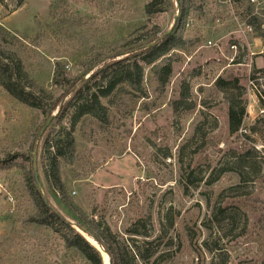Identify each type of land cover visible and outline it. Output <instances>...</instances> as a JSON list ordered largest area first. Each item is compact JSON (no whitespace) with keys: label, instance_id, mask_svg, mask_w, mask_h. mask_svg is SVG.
Wrapping results in <instances>:
<instances>
[{"label":"rangeland","instance_id":"rangeland-1","mask_svg":"<svg viewBox=\"0 0 264 264\" xmlns=\"http://www.w3.org/2000/svg\"><path fill=\"white\" fill-rule=\"evenodd\" d=\"M148 1L23 0L21 6L20 0H0V45L16 54L41 86L51 83L57 61L67 64L74 79L92 47L114 45L143 25L150 33L160 27L159 39L171 28L177 1L171 0L168 13L153 17L144 11ZM191 1L198 7L200 0ZM198 38V32H185L167 86L149 76L146 98L120 95L106 123L87 119L78 125L75 160L62 165V180L87 217L106 223L142 255L153 250L150 261L137 264H264L261 106L246 96V68L223 69L215 53L200 49ZM233 78L245 88L247 106L236 134L230 131L226 93L216 86ZM183 83L193 88V108L174 109ZM31 122L29 111L0 88V264H86L31 221L36 209L24 178L36 139ZM51 132L50 126L39 144L41 182L51 207L76 224L43 176L41 156ZM203 136L219 145L195 153ZM245 148L260 154L262 171L250 181L234 168L235 153ZM218 207L226 212L215 218ZM135 230L150 238L132 235Z\"/></svg>","mask_w":264,"mask_h":264},{"label":"trees","instance_id":"trees-1","mask_svg":"<svg viewBox=\"0 0 264 264\" xmlns=\"http://www.w3.org/2000/svg\"><path fill=\"white\" fill-rule=\"evenodd\" d=\"M20 5H23V0H20ZM170 7L171 0H149L144 6V11L147 16L153 17L168 13ZM193 7V1L180 0L179 18L172 34L149 49L134 52L121 60L102 65L105 60L112 59L116 55L158 41L159 36L162 35L160 27L153 29L150 33L149 27L143 25L118 39L114 45L92 47L89 54L79 62L83 72L77 78L70 77L66 63L57 61L54 65L52 81L47 86H41L30 79L22 60L0 45V88L29 111L33 138H36L41 130L42 123L61 107L55 121L51 124L52 132L45 141L41 156L43 176L58 194L61 202L76 216L75 223L87 228L102 245L111 264H137L139 260L147 262L153 258L154 252L147 250V253L142 255L140 251H137L139 249L136 245H130L121 239L106 223L87 217L63 183L62 165H71L75 160L77 145L75 134L82 121L92 119L99 123H106L109 108L120 95H127L134 99L146 98L149 76H154L162 87L170 83L174 70L173 54L185 44L186 23ZM94 70L90 78L83 81ZM216 86L226 93L230 131L236 134L241 130L247 116V106L243 100L245 88L240 86V80L237 78L220 79L216 82ZM192 92V86L183 83L179 99L172 103V107L174 109L193 108L190 101ZM66 97L71 98L62 104ZM66 120L69 121V126L66 125ZM218 145V142L203 136L202 144L195 153L216 148ZM259 155L258 151L248 148L243 149L241 153H235V170L249 181L252 177L256 178L262 171ZM30 161L31 168L24 178L36 209L31 221L52 232L65 248L80 255L86 264H104L102 253L58 212L47 206L34 178L33 160L30 159ZM187 180L194 184L191 181V175ZM225 212V209L218 207L214 217L218 218ZM166 220L170 227L174 226L172 216L168 215ZM140 234V231L135 230L132 235L150 238L148 234ZM146 244L151 246V242L146 241Z\"/></svg>","mask_w":264,"mask_h":264},{"label":"built area","instance_id":"built-area-1","mask_svg":"<svg viewBox=\"0 0 264 264\" xmlns=\"http://www.w3.org/2000/svg\"><path fill=\"white\" fill-rule=\"evenodd\" d=\"M193 8L185 32H198L200 49L215 53L223 69L246 68V96L264 122V0H200Z\"/></svg>","mask_w":264,"mask_h":264},{"label":"water","instance_id":"water-1","mask_svg":"<svg viewBox=\"0 0 264 264\" xmlns=\"http://www.w3.org/2000/svg\"><path fill=\"white\" fill-rule=\"evenodd\" d=\"M177 1V6L178 8L180 7V0H176ZM178 18H179V15L177 14L174 18V23L173 25L171 26V28L160 38L158 39V41L156 42H153L151 44H148V45H144V46H141L133 51H130V52H125V53H122L120 55H116L114 56L111 60L113 61H116V60H121L125 57H128L130 54L134 53V52H138V51H142V50H145V49H149L151 48L152 46L156 45V43L166 39L168 36H170L177 24V21H178ZM94 72H92L91 74H89L87 77H85L83 79V81L87 80L90 78V76L93 74ZM60 108H58V110L53 113L49 118L48 120L44 123V125L42 126L41 130L39 131L36 139H35V142H34V147H33V172H34V178H35V181H36V184H37V187L39 189V191L41 192L42 194V197L45 201V203L47 204L48 207H51L50 203H49V200L47 198V194L45 193L44 191V187L42 185V182H41V178H40V174H39V144L42 140V138L44 137L45 133L47 132V130L50 128L51 124L55 121L59 111H60ZM69 222V221H68ZM76 230L77 232H79L81 235L82 233L88 235L90 238H92L94 241H96V243L98 244V247L97 249L102 252V253H106L104 248L102 247V245L95 239L94 235H92V233L85 227H82L80 225H77V224H73L72 222H69ZM83 236V235H82ZM84 237V236H83ZM85 238V237H84ZM86 239V238H85ZM87 240V239H86ZM88 241V240H87ZM89 242V241H88ZM90 243V242H89ZM91 244V243H90ZM106 255L108 256V254L106 253ZM109 258V256H108ZM109 264H111V260L109 258Z\"/></svg>","mask_w":264,"mask_h":264},{"label":"bare ground","instance_id":"bare-ground-1","mask_svg":"<svg viewBox=\"0 0 264 264\" xmlns=\"http://www.w3.org/2000/svg\"><path fill=\"white\" fill-rule=\"evenodd\" d=\"M82 235L94 246L98 247V244L96 243V241H94L92 238H90L88 235L82 233ZM104 258H105V261H106V264L109 263V258L108 256L106 255V253H102Z\"/></svg>","mask_w":264,"mask_h":264}]
</instances>
